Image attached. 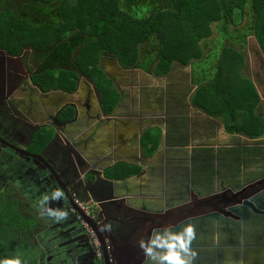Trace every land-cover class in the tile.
<instances>
[{"label":"flooded vegetation","instance_id":"af4514ba","mask_svg":"<svg viewBox=\"0 0 264 264\" xmlns=\"http://www.w3.org/2000/svg\"><path fill=\"white\" fill-rule=\"evenodd\" d=\"M1 6L2 0H0ZM21 53L17 56H9L3 49H0V57L16 58ZM29 80L32 86H28V83L25 82L27 86L21 88L24 91L20 94L24 102L23 105L20 106L15 101H12L13 103L5 102V100L0 101V130L7 123L8 130L11 131L9 138L0 134V188L9 189L10 194H14L19 200L29 201L28 215L33 220L34 233L37 226L40 228L41 232H39L38 238L41 240L42 250L46 253L44 261H39L38 264H44V262L45 264H150L139 247V241L147 240L156 230H162L164 227L178 230L185 224L191 223L196 234H204V228L196 229L199 222H207L209 231L214 230V233L220 234L222 230L223 232L230 231V223L234 227L236 224L242 227L248 223L254 226V229L256 219H264V167H259L261 164L257 163L250 164L245 170L244 164L239 172L240 179L238 173L234 171H229L222 176L217 170L212 175H198L197 177L201 178V185L197 187L196 184L188 181L184 183L181 193L162 183L160 189L156 188V193L151 194L149 176L144 185L138 183L129 187L123 184L118 186L106 184V182L115 180L106 178L103 174L104 170L118 163L138 166L140 173L144 169L142 161L146 157L142 152L141 156L135 157L126 144L129 141L125 139V134L131 129L130 122L132 121L120 122L117 127L109 126V117L115 110L106 114L100 107L95 114L94 108L90 104L91 94L89 92L86 96V104H84L85 112L80 114L72 106V103H62V100H65L63 97L73 93L68 94L60 90L43 92L33 83L32 75L29 76ZM19 89L20 87L14 85L6 87L0 81V99H2V90H7L10 95ZM37 92L43 95L50 92L58 93L55 98L59 104L56 101L52 102L54 106L51 108L56 109L54 113L45 115V113L37 111L35 100L40 97L37 96ZM68 107L74 110L72 118L65 112L62 115ZM20 108L29 117L28 120L31 123L10 115L11 113L18 114V112L22 114ZM78 113L82 117L81 119H78ZM6 115L8 119L5 121L3 119ZM106 125L105 131L100 134V129ZM137 126L133 124L132 129H137ZM146 131L142 128L138 142ZM43 139H47L48 143L40 152H35L34 142H44ZM90 144H93L92 150L95 152L88 155ZM102 146L112 148L110 155L113 154L120 159H114L113 164L105 162ZM32 155H39L44 161L31 157ZM126 156H129L130 159H127ZM49 157L54 159L53 162L49 160ZM258 158L259 156L250 159L256 162ZM95 168H102L100 175L93 173ZM167 171V168L164 167L163 173H167ZM187 172L188 175L193 174L189 169ZM245 180L246 182H244ZM216 184H218L217 187ZM220 186L230 188H221ZM56 187L64 191L65 196L63 199L50 200L48 205L52 208H67L70 211L66 219L53 222L52 218L39 215L36 201L41 193L51 192ZM214 188H221V193L216 194L213 191ZM176 191L177 195H180L177 197L179 201L182 197L183 201L176 205L171 201L166 203L165 200L175 198ZM152 197L162 201L163 208H148L146 200H150ZM68 198L82 213L79 214V211H75ZM245 202H250L252 208L243 206L236 214L231 211L236 205L238 207ZM85 203L87 206L84 205ZM227 212L230 215L226 214ZM231 214H234L233 217ZM85 216L93 224L95 223V231L83 220ZM262 221L264 222V220ZM85 225L87 226L85 227ZM64 226L72 229V233L66 234L65 228H62ZM90 230L98 247L100 248V244L101 246L105 245L109 255L107 253L103 255L102 249H99L100 255L97 254L92 238L88 235ZM262 231L259 233L264 234V227ZM72 235H76V239L84 240L86 243L84 248H79V245L71 239ZM191 247L197 253L192 264H224L225 257L218 252L216 255L214 253L216 258L211 262L207 251L211 247L193 243ZM212 247L220 250L216 245ZM59 248L62 251L53 253ZM84 251L85 254H83ZM240 254L244 255L243 252ZM103 257H111L112 260L104 262Z\"/></svg>","mask_w":264,"mask_h":264},{"label":"trees","instance_id":"16d2710c","mask_svg":"<svg viewBox=\"0 0 264 264\" xmlns=\"http://www.w3.org/2000/svg\"><path fill=\"white\" fill-rule=\"evenodd\" d=\"M31 1L42 4L43 10L53 9L57 21H35L29 15H16L12 8L2 9L0 49L9 56H17L26 49L39 55L58 51L69 60L72 50L78 48L72 60L65 63L68 69H43L32 75L33 83L43 92L60 90L72 94L79 77L84 76L100 93V107L109 114L116 109L121 97L100 66L103 56L113 58L122 69H140L157 78L166 76L175 65H191L196 85L191 97L193 107L221 120L229 136L258 139L264 135V119L256 114L259 93L252 81L241 74L243 54L236 46L223 44L226 40L234 44L235 37L243 39L242 35H250L264 54V0H155L154 8L146 9L143 5L136 13L125 10L121 6L123 0ZM210 43L215 46L205 52L204 45ZM148 44L156 48L154 59L148 53L141 57V50ZM152 59L156 62L150 66L147 63ZM209 65L214 71L213 78L200 81L199 78H204L201 71ZM64 112L71 118L74 116L71 107L62 115ZM153 130L141 136V140L148 141L140 142L146 158L152 157L159 145L160 129ZM43 140L34 142L35 152H40L48 143L47 139ZM252 163H264V153L256 162L248 161L249 165ZM139 173L138 166L123 163L103 172L106 178L114 180ZM20 221L14 206L0 201V260L9 253L11 259L19 258L21 264L44 261L46 253L34 233L33 223L29 222L24 228ZM19 229L31 244L28 239L27 243L21 239L19 245L7 243L3 235L10 237ZM17 247L20 252L14 255L13 248ZM31 248L32 255L28 251Z\"/></svg>","mask_w":264,"mask_h":264},{"label":"rangeland","instance_id":"374dc122","mask_svg":"<svg viewBox=\"0 0 264 264\" xmlns=\"http://www.w3.org/2000/svg\"><path fill=\"white\" fill-rule=\"evenodd\" d=\"M14 1L2 0L0 9L12 8L13 11L16 12V15L19 13L25 16L29 15L31 18H34L35 21L41 19L57 21L56 17L53 15L54 10L51 8L43 10L41 3H39L41 5H37L31 0ZM145 1L146 0H123L121 6L125 10L130 12L135 11L136 13L139 12L140 6L144 5L146 9H150L154 8L156 5L155 0ZM241 37L243 39L235 37L234 44L228 40L224 41L223 44L226 47L236 46V48L242 52L244 63L241 74L246 79L252 81L259 93L260 103L256 108V114H259L264 119V54L260 51L253 36L247 35L243 37L242 35ZM214 46L215 45L211 46V43L206 47L204 45L205 52H209L210 48ZM77 49L78 48L75 47V49L72 50L73 53H70L69 60L67 57L58 53V51H51L39 55L32 52L30 49L23 50L21 55L16 58L1 56L0 81H2L6 87L14 85L20 87V89L11 93V96L7 93V90H2V99H0V101L5 100V102L9 101L10 103L15 101L20 106L23 105L24 102L20 94L24 93V91L21 88L27 86L25 82L28 83V86H32L29 76L31 77V75L37 74L43 69H52L56 67L68 69L69 65L65 63L72 60ZM214 50H216V48H214L213 51ZM141 53V57L150 54L154 59V54L157 52L153 44H148L141 50ZM153 59L147 64L150 66L154 65L156 60ZM100 66L121 97L114 113L109 117V126L117 127L120 122L128 120H131L133 124L137 121L139 122L137 129L128 130L125 134V139L129 141L126 143L134 156H141L142 149L138 139L142 128L151 130L152 128L159 127L161 132L162 139L157 150L152 157L142 161L144 169L141 173L127 180V185L129 187L140 182L145 183L149 176L150 180L148 181L152 189L150 191L151 194L154 195L156 193L155 189H160L162 183L166 184L170 189H176L181 193L184 183L190 181L198 187V185H201V178H198V175H212L216 170L219 171L220 176L229 173V171H234L238 173L237 175L240 179L241 175L239 172L241 167L245 164L244 170L247 169L246 166L249 165L248 161L250 158L264 153V135L256 140H249V138L239 135L233 137L228 136L223 131V123L221 120L210 118L193 107L191 104V97L196 89V85L193 82L192 74L194 73H192L191 65L184 67L175 65L166 76L160 78L145 73L140 69H122L113 58L108 56H103L101 58ZM202 72L204 78L201 77L199 80L202 81L208 78V81H211L213 78L212 73L214 72L211 65L207 66L206 70L201 71V73ZM16 77H18V79H16ZM206 82L207 81L203 83ZM77 85L76 92L67 97H63L65 100H62V103H72V106L77 109V112L82 114L85 112L84 104H86V96L89 92L91 94L90 104L94 108L93 111L96 114L98 108H100V93L96 90L92 81L87 77L80 76ZM30 88L34 89L33 87ZM36 94L40 96L35 100L37 111L45 113V115L56 111L55 108L51 107L54 106V104H52L53 101H56V103L58 102L55 98L58 93L50 92L43 95L37 92ZM20 111H22V114L18 112V114L11 113L10 115L16 118L18 117L19 120L24 122L31 123V121L28 120L29 117L21 108ZM79 113L77 114L78 119H81L82 117ZM262 118L261 120H263ZM6 119H8L7 115L3 120L6 121ZM132 122L130 123L133 127ZM8 126L9 125L5 123L2 130H0V134L5 135L7 138L11 136V131L8 130ZM13 127L16 126L13 125ZM106 127L107 125L100 129V134L105 131ZM151 131L149 132L151 133ZM144 141L148 142L147 140H141L140 142ZM109 148L108 146L101 147V149L104 150L103 155H105V162L108 161L110 164H113L114 159L117 160L120 159V157L114 156L113 154L110 155L112 148ZM126 158L130 159L129 156H126ZM49 160L53 162L54 159L49 157ZM164 167L167 168V173H163ZM259 167H264V163ZM188 169L193 174L188 175ZM101 171L102 168H95L93 173L100 175ZM165 179L166 181L164 182ZM244 182H246V180ZM217 185L218 184L215 186L217 187ZM220 187L230 188L228 186ZM221 188H214L213 191H215L216 194L219 192L221 193ZM10 193L9 189L4 190L0 188V201H5V203L14 206L16 213L21 217L20 222L24 228H26L29 226V222H33L28 215L30 209L29 201L24 199L19 200L18 197ZM178 196L180 195H177L176 191L175 198L167 199L165 202H175V205L181 203L183 197L180 198L181 200L179 201L177 198ZM151 199L155 200V197L150 198V200ZM157 201V207L163 208L162 201ZM153 204L154 203L148 202V208H152ZM84 205L87 206V203ZM253 220H255V218H253ZM261 220L264 219H256L254 223L256 226L254 229V226L248 223L242 227L239 224H236V227H234V225L232 226L230 223L229 226L232 234L230 231L223 232V230L220 234H216L214 230L209 231L207 222H199L196 230L204 228L205 233L196 234V241H192V243L194 245L211 247L210 250L206 249L209 257H211V262L215 260L216 252H218L219 254L222 253L223 257H225V260L223 259L224 264H264V234H260L263 232L264 222H261ZM62 228H65V226ZM65 230L66 234L72 232L70 228H65ZM39 232L41 231L37 226L36 235H38ZM22 233L23 231L19 229L18 232H15L12 236L10 235V237L9 235L6 236V233L3 236H5V240L8 239L7 243L19 245L21 239H25V243H27L28 237L26 234L23 235ZM88 235H93V233L91 234V230L88 232ZM241 237L244 241V249L240 247ZM28 242L30 244L32 243L29 239ZM214 245L220 250L213 248L212 246ZM32 249L33 248L28 250L31 255ZM19 250V247L13 248V254L16 255L20 252ZM240 251H243V256H241ZM7 254L2 259H11V255L9 253ZM31 264L38 263L34 261Z\"/></svg>","mask_w":264,"mask_h":264},{"label":"clouds","instance_id":"9594fccd","mask_svg":"<svg viewBox=\"0 0 264 264\" xmlns=\"http://www.w3.org/2000/svg\"><path fill=\"white\" fill-rule=\"evenodd\" d=\"M64 196V191L59 187L54 188L51 192L41 193L36 201L39 215L52 218L53 222L66 219L70 209L52 208L48 205L50 200L63 199ZM195 238L196 231L194 226L191 223H187L178 230H174L172 227L156 230L147 240L141 239L139 247L150 264H192L197 254L191 247ZM0 264H21V260L19 258L2 259Z\"/></svg>","mask_w":264,"mask_h":264},{"label":"water","instance_id":"95a60500","mask_svg":"<svg viewBox=\"0 0 264 264\" xmlns=\"http://www.w3.org/2000/svg\"><path fill=\"white\" fill-rule=\"evenodd\" d=\"M23 151V150H22ZM26 154V153H25ZM31 157H36L37 159H40L41 161H44V159L41 157V156H34V155H32ZM106 184H109V185H113V186H118V185H120V184H123L124 186L125 185H127V179H122L121 181H118V180H115V181H111V182H106ZM92 185V184H91ZM68 200H69V198H68ZM69 202L72 204V206L75 208V211L76 212H78L80 209L79 208H77V206L75 207V205L72 203V200H69ZM236 204V203H235ZM243 206H248L249 208H252V204L250 203V202H248V203H243V205H240V206H238L237 207V205H236V207H234V209H231V211L234 213V214H236V213H238L239 211H240V209H242L243 208ZM254 210V209H253ZM80 213H82L81 211H79V214ZM226 214H228V215H230L228 212L226 213ZM234 214H231L232 216L231 217H233V215ZM82 217V216H81ZM85 222H86V224L89 226V227H91L92 229H93V231H95V227H96V225L94 226V224L91 222V220L88 218V217H84V219H83ZM97 239H98V237H97ZM99 240V239H98ZM99 242L100 243H102V241L101 240H99ZM100 249H102V254L104 255L105 253H107L108 254V251L106 250V248H105V245H103V246H101V244H100ZM109 255V254H108ZM103 259H104V262L105 261H107V262H109V261H111L112 260V258L111 257H103Z\"/></svg>","mask_w":264,"mask_h":264},{"label":"crops","instance_id":"0c3cea01","mask_svg":"<svg viewBox=\"0 0 264 264\" xmlns=\"http://www.w3.org/2000/svg\"><path fill=\"white\" fill-rule=\"evenodd\" d=\"M211 118V117H210ZM215 119V118H214ZM133 123V122H132ZM139 122L137 121V122H135L134 123V125L136 124V125H139L138 124ZM155 128H158L159 129V127H155ZM155 128H152L151 130H153V129H155ZM131 129H132V127H131ZM130 129V130H131ZM141 129V128H140ZM146 130H149V129H146ZM97 131H99L98 130V128H97ZM223 131H224V129H223ZM225 133V132H224ZM226 134V133H225ZM228 135V134H227ZM229 136V135H228ZM235 136H237V135H235ZM239 136H242V135H239ZM231 137H233V136H231ZM243 137H245V136H243ZM247 138V137H246ZM161 132H160V138H159V143L161 142ZM249 140H254V139H249ZM256 140V139H255ZM140 141H141V137H140ZM127 144V143H126ZM139 145H140V142H139ZM127 146H128V144H127ZM159 146V145H158ZM92 147H93V144H90L89 145V150L87 151V154L88 155H90L91 153H94L95 151H93L92 150ZM129 147V146H128ZM158 148V147H157ZM102 151H104L103 149H102ZM143 153V152H142ZM98 155V154H97ZM140 183H142V185H144V182H140ZM146 202L148 203V202H150V203H154L153 204V207H157V204H158V201H157V199H155V200H146ZM235 220H236V218H235ZM33 223V222H32ZM28 225H30L29 223H28ZM75 232V230L73 231V233ZM72 233V232H71ZM71 239L75 242V243H77L78 245H79V248L81 249V248H84V245L86 244L85 242H84V240L83 239H80V238H77L76 239V235H72L71 236ZM241 241H240V247L241 248H243L244 249V245H243V238L241 237ZM78 247V246H77ZM237 247V246H236ZM242 250V249H241ZM57 251L59 252V251H62L60 248L58 249V250H56L55 252H53V253H57ZM240 252H243V251H240ZM86 252L84 251L83 252V254H85ZM84 257V256H83ZM80 260V259H79ZM83 260H85V259H83Z\"/></svg>","mask_w":264,"mask_h":264},{"label":"built area","instance_id":"2783aa9c","mask_svg":"<svg viewBox=\"0 0 264 264\" xmlns=\"http://www.w3.org/2000/svg\"><path fill=\"white\" fill-rule=\"evenodd\" d=\"M87 208V207H86ZM85 208V209H86ZM85 227H86V225H85ZM92 234V233H91ZM91 238H92V241H93V244H94V246H95V249H96V252H97V254L98 255H100V252H99V247H98V245H97V242L95 241V237H93V235L91 236ZM97 247V248H96Z\"/></svg>","mask_w":264,"mask_h":264}]
</instances>
